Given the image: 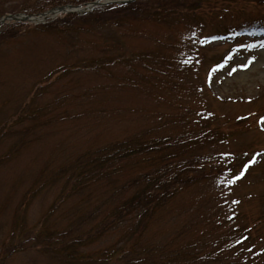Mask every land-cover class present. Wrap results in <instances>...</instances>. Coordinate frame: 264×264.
Listing matches in <instances>:
<instances>
[{
  "label": "rangeland",
  "instance_id": "rangeland-1",
  "mask_svg": "<svg viewBox=\"0 0 264 264\" xmlns=\"http://www.w3.org/2000/svg\"><path fill=\"white\" fill-rule=\"evenodd\" d=\"M202 3L218 12L206 25L221 32L264 20V0ZM52 16L22 22L43 28L0 38V264H138V239L122 226L91 229L156 163L154 153L126 157L115 146L166 139L163 152L195 158L194 180L145 240L181 243L201 231L198 222L221 238L247 228L243 244L264 264V34L202 46L185 39L184 23L89 17L73 26ZM100 150L104 166L58 199L78 161Z\"/></svg>",
  "mask_w": 264,
  "mask_h": 264
},
{
  "label": "trees",
  "instance_id": "trees-1",
  "mask_svg": "<svg viewBox=\"0 0 264 264\" xmlns=\"http://www.w3.org/2000/svg\"><path fill=\"white\" fill-rule=\"evenodd\" d=\"M91 1L93 0H18L15 2V7L9 8L5 4V0H0V16L14 12L39 14L57 5H84ZM204 1L207 2V0H147V4L140 6L139 1L135 0L133 3L106 4L95 7L86 17L81 16L82 19L74 13H62L56 19L67 24L70 23L73 26L77 25L78 19L87 22L86 19L89 17H92V20L97 23L118 22L122 18L138 20L139 17L144 18V16L150 17L157 23L172 27L184 23L185 39L200 43L202 46L208 45L209 40L215 38L225 39L229 36L239 38L245 35L252 36L257 32L264 34V20L261 21L260 19L251 21L246 25L241 24L239 27H224L226 29L224 32H221L222 29L219 27L209 28L206 22L214 18L218 12L212 7L206 9L202 3ZM209 5L212 6V3ZM43 25L24 24L22 22L4 23L0 25V38L15 37L21 31H25L30 27L43 28ZM80 26H83V24H80ZM61 30L67 31L68 29L62 28ZM166 142L167 139L161 142L154 141L153 143L143 141L138 143L122 142L115 146L114 151H116V154L120 151V154L126 157L134 156L137 152H141V154L154 153L157 156L156 163L148 171L137 175V178L133 177L129 180L130 182L126 184V188L137 185L135 192L129 198H126L122 205H116L112 208L110 213L102 219V222L95 223L91 232L99 235L107 226H113L112 228L122 226L126 233L132 235L130 237L134 242L138 239V250H134L133 247L130 248L134 250L135 255H138V264H263L257 261L259 254L243 244L250 239V235H247V228L240 229L239 227L238 229L242 233L235 238L230 237L228 234H224L221 238V236L213 235L208 229H203L198 222L193 226L201 231L181 243L172 244V242L145 240V234L153 225V222L157 221L170 207V198L194 180L190 173V165L195 158L188 156L182 158L175 154L170 155L166 151L163 152L162 147L166 148ZM95 154V156H85L86 159L82 162L78 161L74 167L78 174L70 175L68 185L62 189V194L60 193L58 199L65 198L73 191L80 179H86L89 175L92 176L91 172L93 170L104 166L108 154L106 155L101 150ZM224 156L231 159L234 155L225 154ZM250 156L242 161L241 166H239L243 167L247 164L250 161ZM218 157L216 160L218 164L220 161L224 162L220 159V156ZM208 159L209 157L201 160L208 162ZM227 164H229V161ZM89 166L94 167L91 171H84ZM79 170H83L84 176L82 173L79 174ZM120 189L121 187L118 188V191ZM125 216L126 218H123ZM32 235L33 238H38V236H34L33 232ZM88 236L90 235L73 237L71 244L66 246L75 245L77 241L86 240ZM141 238H144V240H141ZM21 243L22 241H19L18 244ZM23 244H26V242L24 241ZM132 244L130 240L129 245Z\"/></svg>",
  "mask_w": 264,
  "mask_h": 264
},
{
  "label": "water",
  "instance_id": "water-1",
  "mask_svg": "<svg viewBox=\"0 0 264 264\" xmlns=\"http://www.w3.org/2000/svg\"><path fill=\"white\" fill-rule=\"evenodd\" d=\"M130 1H133V0H93L90 3H87L85 6H80V5L73 6V5H70V4L61 5V6H55V7H52L50 9L38 14V16H36V17L32 16V15H26V14H23V13H16V14H10L8 16V18L10 17L14 21H25V20H23L21 18H18V16L23 15L25 17H32L33 19L36 18V21L41 22V21H43V19L48 14H52L53 15L51 18L55 17L58 13H77V14H80L81 12L89 11L92 8L96 7V6H100V5H104V4H111V3H127V2H130ZM77 8L79 10H77ZM5 18L0 17V24H2L4 22ZM27 21H29V20H27Z\"/></svg>",
  "mask_w": 264,
  "mask_h": 264
},
{
  "label": "bare ground",
  "instance_id": "bare-ground-1",
  "mask_svg": "<svg viewBox=\"0 0 264 264\" xmlns=\"http://www.w3.org/2000/svg\"><path fill=\"white\" fill-rule=\"evenodd\" d=\"M77 10H79V9L77 8ZM18 18H21L23 20H36V18L33 19L32 17H25L23 15L18 16Z\"/></svg>",
  "mask_w": 264,
  "mask_h": 264
},
{
  "label": "snow or ice",
  "instance_id": "snow-or-ice-1",
  "mask_svg": "<svg viewBox=\"0 0 264 264\" xmlns=\"http://www.w3.org/2000/svg\"><path fill=\"white\" fill-rule=\"evenodd\" d=\"M251 62V60H249V63ZM248 65L247 64H241V65H239V67H247ZM233 71H235V69H233ZM262 119H264V118H262ZM245 167H247V165L245 166ZM241 175H243V173H241ZM237 179L239 178V177H236Z\"/></svg>",
  "mask_w": 264,
  "mask_h": 264
}]
</instances>
